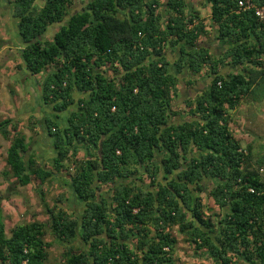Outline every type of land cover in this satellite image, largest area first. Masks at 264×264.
<instances>
[{
  "label": "trees",
  "instance_id": "obj_1",
  "mask_svg": "<svg viewBox=\"0 0 264 264\" xmlns=\"http://www.w3.org/2000/svg\"><path fill=\"white\" fill-rule=\"evenodd\" d=\"M82 1L72 12L73 0H6L17 19V68L32 76L52 69L42 105L68 113L62 127L43 118L53 137L50 170L26 158L29 145L14 126L5 161L21 187L69 176L72 199L84 208L79 217L47 209L49 229L86 250L68 253L64 264H174V226L213 264H264V155L254 159L241 147L227 114L245 99L255 103L264 84V26L253 10L239 11L238 0H204L215 40L227 47L217 57L198 46L208 33L185 0H166L163 12L158 0ZM53 26L47 42L43 33ZM167 50L178 54L172 63ZM228 66L233 74H221ZM204 68L208 86L183 102L189 118L172 124L178 75ZM8 124L0 122L5 139ZM77 144L85 160L71 174L64 164ZM103 187L109 199L96 194ZM205 187L221 210L215 223L201 213L197 194ZM43 237L37 222L7 237L0 209V264H44L50 243Z\"/></svg>",
  "mask_w": 264,
  "mask_h": 264
},
{
  "label": "rangeland",
  "instance_id": "obj_2",
  "mask_svg": "<svg viewBox=\"0 0 264 264\" xmlns=\"http://www.w3.org/2000/svg\"><path fill=\"white\" fill-rule=\"evenodd\" d=\"M158 1L159 12L165 11L166 8L163 4L166 3V0ZM185 2L186 12L193 10L199 13V19L203 22L208 33L201 37L198 42L201 44L199 46L206 48L207 44L213 45L210 49L208 48L210 54L217 57L223 54L227 47L215 40L216 35L210 20L209 6L206 5L204 0H185ZM82 3V0H73L69 11L77 12ZM0 7L5 8L2 12L5 13L7 9L1 1ZM2 17L3 14L0 17V50L2 49L0 54V98L7 93L8 99L4 102L0 100V106L5 104L4 107L2 106L3 109L0 108V122H10L6 127L7 139L0 134V209L5 233L9 237L11 230L17 225L31 222L40 223L44 230L43 240L50 243L44 264H64V258L68 253L86 250L85 244L79 239L63 242L55 238L49 229L50 221L47 216V209H62L68 216L77 215L79 217L84 208L83 204H77L72 199L68 186L69 176L66 175V172H61L50 178L44 185H39L38 181L33 180L29 185L21 187L12 177L5 161L7 149L14 134L11 129L14 126L16 133L22 135L25 143L29 145L26 158L33 155L39 165L50 170L53 137L46 134L43 118L47 116L59 127H62L65 125L68 113H55L52 111L50 104L42 105L39 93L40 87L47 74L53 70L49 69L37 76H32L25 70L17 68L19 65H23V62L17 53L19 48H17L18 46L13 42L14 40L10 35L17 30L16 20L11 14L6 18ZM55 31L54 26L49 28L47 35L44 36L45 41L50 42ZM9 48H16V51L12 52ZM170 51L172 59L169 61L172 63L176 60L175 57L178 54L175 50ZM262 61L264 63V57ZM233 70L231 66H228L221 69V74H233ZM170 72L172 73L173 70H170ZM184 72L178 75L180 84L176 88L178 93L173 99V109L177 108L175 106H181L186 101L185 99L194 100L208 84L206 83L207 72L205 68L197 75H191L186 70ZM187 81L190 85H186ZM258 90L259 97L255 103L245 99L234 110L227 113L230 117L229 129L234 138L243 149L248 146L251 148L254 159L264 155V100L259 102L264 96V84H261ZM4 108H6V111ZM185 109L183 108L182 112H186ZM174 122L175 120L172 119L171 123L175 124ZM75 147L78 151L76 156H72L64 164L71 174L76 166L85 160V147L82 144H77ZM195 156H197V153ZM261 174L264 178L263 169ZM208 191L209 187H205L203 192L197 194V196L202 204L203 219L215 223L220 218L221 210L214 205ZM40 193H42V196ZM96 194L108 199L110 195L106 187L101 188ZM169 233L176 240L173 252L176 264H211V259L205 256L206 253L203 254L204 256L196 254L193 246L187 242L177 226L169 229Z\"/></svg>",
  "mask_w": 264,
  "mask_h": 264
},
{
  "label": "crops",
  "instance_id": "obj_3",
  "mask_svg": "<svg viewBox=\"0 0 264 264\" xmlns=\"http://www.w3.org/2000/svg\"><path fill=\"white\" fill-rule=\"evenodd\" d=\"M1 2H2V4L4 5V6H6V12L5 13H2L3 11H4V9L5 8H3V7H0V15L1 14H3V18H6L9 14H11V12H10V7H9V5L7 4V2H6V0H0ZM1 8H3V9H1ZM8 12H9V14H8ZM209 12H210V8H209ZM199 45H201V44H199L198 43V46ZM213 45H208L207 44V46H206V49H210L211 47H212ZM199 47H203V46H199ZM18 48V47H17ZM203 48H205V47H203ZM12 52H15L16 51V48H9ZM17 51H18V49H17ZM1 52H2V49L0 50V54H1ZM170 50H167L166 51V57L168 58V60H171L172 58L170 57L171 56V54H170ZM210 52V51H209ZM177 58V55H176V57H175V59ZM1 72H3V71H1ZM180 84V83H179ZM188 84V81L186 82V85ZM7 99H8V95H7V93H5L4 94V96H2L1 98H0V100H3V102L4 101H7ZM185 100H188V99H185ZM191 100V99H190ZM3 107L5 106V104L4 105H2ZM2 106H0V108L2 107ZM3 107L1 108V109H3ZM175 107H177V108H175L176 109V111H175V109H173V106H172V109H173V111L176 113V116L175 117H173L172 119L173 120H175V124L176 125H178V124H181L183 121H185V120H187L189 117L188 116H186V114H185V111L184 112H182V110H183V108H185L184 107V105L182 104L181 106H175ZM5 109V111H6V108H4ZM171 119V120H172ZM174 252V251H173ZM199 254L198 256H201V255H203L204 254V251L203 250H201V251H198V252H196V254ZM204 256V255H203ZM206 257H207V255H205ZM173 258H174V253H173ZM210 259V258H209ZM211 261V264H213V262H212V260H210ZM174 264H176V261H175V259H174Z\"/></svg>",
  "mask_w": 264,
  "mask_h": 264
},
{
  "label": "built area",
  "instance_id": "obj_4",
  "mask_svg": "<svg viewBox=\"0 0 264 264\" xmlns=\"http://www.w3.org/2000/svg\"><path fill=\"white\" fill-rule=\"evenodd\" d=\"M261 5L256 6L249 0H238L237 8L239 11L253 10L254 17L257 21L264 26V0H261Z\"/></svg>",
  "mask_w": 264,
  "mask_h": 264
},
{
  "label": "flooded vegetation",
  "instance_id": "obj_5",
  "mask_svg": "<svg viewBox=\"0 0 264 264\" xmlns=\"http://www.w3.org/2000/svg\"><path fill=\"white\" fill-rule=\"evenodd\" d=\"M0 17H1V15H0ZM3 18V17H2ZM15 19V18H14ZM16 20V28H17V19H15ZM3 21V20H2ZM8 25V24H7ZM55 27V26H54ZM11 35V37H12V39L14 40L13 42L14 43H16V45L18 46V48H20V44H19V35H18V30H16V32L14 33V34H10ZM47 35V32L45 31L44 33H43V36H46ZM18 51H19V49H18ZM18 51H17V53H18ZM206 81L208 82V79L206 78ZM206 82V83H207ZM208 86V84L205 86V87H207Z\"/></svg>",
  "mask_w": 264,
  "mask_h": 264
},
{
  "label": "water",
  "instance_id": "obj_6",
  "mask_svg": "<svg viewBox=\"0 0 264 264\" xmlns=\"http://www.w3.org/2000/svg\"><path fill=\"white\" fill-rule=\"evenodd\" d=\"M82 7V5L80 6V8Z\"/></svg>",
  "mask_w": 264,
  "mask_h": 264
}]
</instances>
